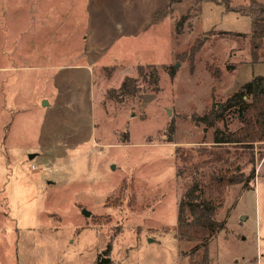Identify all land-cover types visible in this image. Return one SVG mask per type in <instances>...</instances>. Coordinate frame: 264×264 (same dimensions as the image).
Masks as SVG:
<instances>
[{
  "label": "rangeland",
  "instance_id": "1",
  "mask_svg": "<svg viewBox=\"0 0 264 264\" xmlns=\"http://www.w3.org/2000/svg\"><path fill=\"white\" fill-rule=\"evenodd\" d=\"M217 1L175 36L195 0H0V264H94L114 232L113 264L188 258L194 245L174 237L190 180L178 169L205 160L195 149L211 141L193 116L251 75L248 40L218 34L248 33L250 20ZM147 65L156 94L139 81L136 95L108 98ZM254 153L253 190H226L228 231L209 242L208 264H264V143ZM246 162L231 153L226 167L247 175Z\"/></svg>",
  "mask_w": 264,
  "mask_h": 264
},
{
  "label": "trees",
  "instance_id": "2",
  "mask_svg": "<svg viewBox=\"0 0 264 264\" xmlns=\"http://www.w3.org/2000/svg\"><path fill=\"white\" fill-rule=\"evenodd\" d=\"M182 1L184 0H169V5ZM203 2L219 5L217 0H195L194 5L185 15L176 20L175 36L183 32L191 11L200 14ZM229 2L230 0L222 2L225 11L249 18L250 30L248 33L223 31L218 34L248 40L250 64L264 63V3L250 0L245 5L231 6ZM198 50L192 49L194 53ZM164 69L171 79L174 78L173 67ZM226 69L228 72H233L236 70V65L229 64ZM137 73L140 80L132 77L124 78L118 89L109 92L108 98L120 99L136 95L140 91L139 81L151 86L150 93L156 94L159 91V74L155 66H138ZM193 119L196 125L202 127L204 135L210 132L211 141L208 142L209 147L198 146L195 149L199 155L206 156L205 160L178 169L179 176L185 174L190 180L186 183L178 202L174 237L178 242L194 245L187 254L189 264H197L194 256L198 254L199 249H202V259L198 264H208L209 242L219 232L228 231L227 221L217 219L225 203L226 190L239 184H242L243 191L253 190L250 181L254 179V149L258 144L264 143V76L253 77L224 100H212L209 108L202 115L193 116ZM206 143L203 140L200 145ZM231 153L247 155L246 164L251 166L247 175L239 165L226 167ZM203 168L211 170L208 183H202L196 178ZM228 217L227 215L226 218ZM116 235L117 233L114 232L109 236L105 247L96 255L94 264H113L110 255L112 241Z\"/></svg>",
  "mask_w": 264,
  "mask_h": 264
},
{
  "label": "crops",
  "instance_id": "3",
  "mask_svg": "<svg viewBox=\"0 0 264 264\" xmlns=\"http://www.w3.org/2000/svg\"><path fill=\"white\" fill-rule=\"evenodd\" d=\"M260 3H264V2H260ZM251 67V70H250V73L251 75L249 76V78L244 81V83H240L238 87H236L235 90H237L240 86H242L243 84L249 82L253 77L255 76H264V63H257V64H254V65H251V64H244V68H247V67ZM253 69V70H252ZM184 251H180V250H177L176 253H175V257H174V260L176 262H179L180 264L184 263V264H189L188 262V258L186 257H182V253ZM208 259H209V245H208ZM210 260V259H209ZM255 261V260H254ZM217 262V261H216ZM209 264H210V261H209ZM215 264H219V263H215Z\"/></svg>",
  "mask_w": 264,
  "mask_h": 264
},
{
  "label": "water",
  "instance_id": "4",
  "mask_svg": "<svg viewBox=\"0 0 264 264\" xmlns=\"http://www.w3.org/2000/svg\"><path fill=\"white\" fill-rule=\"evenodd\" d=\"M43 105H45V101L43 102ZM29 158L31 159L32 158V155H29ZM89 212H87L86 210H83L82 211V215H84L85 217H88L89 216Z\"/></svg>",
  "mask_w": 264,
  "mask_h": 264
},
{
  "label": "built area",
  "instance_id": "5",
  "mask_svg": "<svg viewBox=\"0 0 264 264\" xmlns=\"http://www.w3.org/2000/svg\"><path fill=\"white\" fill-rule=\"evenodd\" d=\"M35 167L34 166H32V169H34Z\"/></svg>",
  "mask_w": 264,
  "mask_h": 264
}]
</instances>
